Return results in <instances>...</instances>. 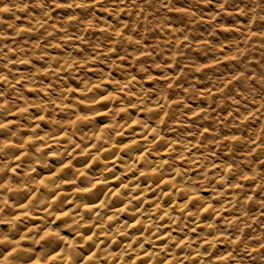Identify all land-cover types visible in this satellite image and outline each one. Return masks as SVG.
<instances>
[{"label": "clouds", "instance_id": "1", "mask_svg": "<svg viewBox=\"0 0 264 264\" xmlns=\"http://www.w3.org/2000/svg\"><path fill=\"white\" fill-rule=\"evenodd\" d=\"M0 264H264V0H0Z\"/></svg>", "mask_w": 264, "mask_h": 264}]
</instances>
